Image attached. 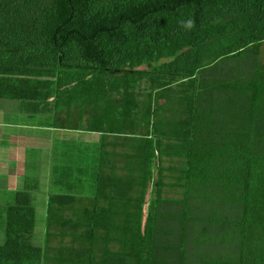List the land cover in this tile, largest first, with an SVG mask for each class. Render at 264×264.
Masks as SVG:
<instances>
[{"label":"trees","instance_id":"16d2710c","mask_svg":"<svg viewBox=\"0 0 264 264\" xmlns=\"http://www.w3.org/2000/svg\"><path fill=\"white\" fill-rule=\"evenodd\" d=\"M263 47L264 0H0V99L25 104V125L136 140L135 174L119 182L102 172V140L85 158L81 134L34 147L61 156L44 195L46 243L26 179L0 209V264H190L192 229L201 263L264 264ZM96 183L122 190L87 208ZM181 200L184 233L171 239L162 209Z\"/></svg>","mask_w":264,"mask_h":264},{"label":"rangeland","instance_id":"374dc122","mask_svg":"<svg viewBox=\"0 0 264 264\" xmlns=\"http://www.w3.org/2000/svg\"><path fill=\"white\" fill-rule=\"evenodd\" d=\"M262 60L264 61V47H263V53H262ZM239 65V64H238ZM240 66V65H239ZM173 104V103H172ZM25 104L22 101H6L3 99H0V167H3V163L6 162L5 159H7L8 157L11 156V153L14 151L16 152L17 150H15V146L19 145L18 143H27V141L30 140V138L27 137L29 132V135L34 136L35 138V142H30L29 144H27V148L24 147L23 152L25 153L26 157H25V161L23 163V171L25 172V177L27 179V182L30 183L33 186H36L37 188H35L34 194H35V201H36V207H37V226H36V241L38 243H46L45 239H46V229L48 227V222L45 218L43 209L45 206H43V201H46L44 195H46V193H48L49 190L52 191V189H55V181L51 182L50 189L47 188L48 184H49V177L50 174H52V170H53V166L54 163H59L61 161L59 154L57 153L55 158L53 156V152H41L40 149H35L34 147H41V144H43V142L41 140L44 139V135L45 134H51L49 131H43L41 128L36 127L35 129L33 127H29L28 125H25L27 123H29L28 120V115H26L27 113L25 112ZM71 110H69V112L64 111V115H63V121L64 124L69 126L70 123L74 122V118L71 117V119L66 118L65 116H67L69 113L71 114ZM2 117H4V123H1V119ZM39 118L41 121H44V119H49L47 117H45V115H39ZM59 119V118H57ZM39 120V119H37ZM25 123V124H24ZM28 127V128H26ZM21 128L23 129H27L25 130V133H23V130H21ZM45 132V134H44ZM55 135V141L57 138V133H54ZM78 135V134H77ZM79 137V136H78ZM47 139L49 138V136L46 137ZM77 138V137H76ZM75 138V139H76ZM40 141H39V140ZM45 142V141H44ZM63 139L61 137V139L57 138V148H61L60 145L62 144ZM14 145V146H13ZM96 145H99L98 143H96ZM94 148V144H90L87 147V152L84 154V158L86 156V154L88 153V157H91L93 155V149ZM174 159V158H173ZM175 162H177L175 160ZM178 163V162H177ZM181 166V165H179ZM8 164L6 166H4L5 169H7ZM19 170H21V168L18 165ZM0 175H2L0 177V209L4 208V205H6L9 201V203L11 201H13L14 199V193H11L13 189L11 186H9L8 183H4L3 182V177L7 176V173H5L4 171H2V173L0 172ZM19 180L22 179V175L19 174ZM53 177V176H52ZM51 180V179H50ZM2 182V183H1ZM173 183H175V180L173 181ZM10 190V191H9ZM17 190V189H15ZM167 193L169 198H179V199H184L185 198V189L183 187H170L167 189ZM183 195V197H182ZM39 197V198H38ZM44 197V198H43ZM196 204V203H195ZM199 206H204V203L198 202L197 204ZM167 209H170V213L172 212L173 215L174 214H180L181 217L175 219L173 217V215L171 216L166 215L165 217L167 218V220L165 221V223L163 224V227L161 229H167L168 230V235L169 238L174 239L175 237H178L180 235V233H184V229H183V220L182 218H186V216H184V214L186 213V209H187V203L186 200H181V203H176V204H169V205H165L162 209V211L164 212H168ZM194 209H196V206H194ZM203 211H205L203 209V207L201 208ZM169 213V212H168ZM192 219H190L191 222H194L196 220L195 215L191 216ZM185 220V219H184ZM193 227H191L192 229ZM174 231H173V230ZM190 229V230H191ZM171 231H173L171 233ZM199 232V233H198ZM189 235L187 236V244L188 245V250H190L192 253L196 252L198 254V256L196 255L194 260H192L190 262V264H204L201 263V259L203 258V247L202 245L198 246L199 248H197L196 246V241L198 240V237L200 235V231L196 230V229H192V231L188 232ZM177 234V235H175ZM203 234V233H202ZM205 235V234H204ZM162 238H167L166 234H162ZM58 240L59 238H55L51 244L53 246L58 244ZM70 237H66L65 241H69ZM210 245L213 247L216 246L215 242H210ZM199 249V250H198ZM200 261V262H198Z\"/></svg>","mask_w":264,"mask_h":264},{"label":"crops","instance_id":"0c3cea01","mask_svg":"<svg viewBox=\"0 0 264 264\" xmlns=\"http://www.w3.org/2000/svg\"><path fill=\"white\" fill-rule=\"evenodd\" d=\"M67 116H65V117H67ZM88 116L89 115L87 114L84 123L89 126L90 123L88 121ZM2 122L4 123V117H2V119H1V123ZM26 128H28V127H26ZM33 128L35 129L34 126H33ZM54 129L55 128H53L50 131L51 134L47 135V136H49L48 139L46 138L47 136L44 135V139L41 140L43 143H44V141H45V143H48V145H47L48 149L53 148V146H54L53 141L55 140V135H54L55 132L57 133V138L61 139V137H62L63 141L64 140H75V138L77 137V134H81V137H83L84 140L86 141V147H88L90 144H92L94 142L97 143V142H100L102 140L100 143V146L102 147V151L100 152V154L97 152L98 155H101V159H103L102 162L104 163V165H102V172H106V174H108V176L112 175L115 178V180L118 179L117 182L123 181L126 178L134 176L135 173L132 171V168L130 166H131V163L133 164V158L131 156H132V153L134 152V148H133L132 144H134V141H136V140H134V139L133 140H125L123 135H115V134H110L107 138L103 139L104 135L102 133L94 134L90 131H84L82 133L81 131H78L77 129H72L71 127L70 128L68 127L67 129H65V131L63 133H61V131H59L58 129H55V130ZM21 130H23V133H25V130H27V129L21 128ZM130 132H132L134 134L129 133L128 136L132 137L136 133L138 135L140 134L139 135V137H140V136L145 135V133H147V129L143 128L141 126L138 128V130H136V131L130 130ZM26 133H28L27 137L30 138V140L27 141L26 144L25 143L22 144V142L18 143L19 145L15 146V148H14L17 151L16 152L13 151L11 153V156L8 157L7 159H5L6 162L3 163V167L2 166L0 167L1 173H2V171L7 173V176L3 177V182L5 184L8 183L9 186H11L13 189H23L25 187V184H26L25 172L23 171V163L26 162L25 161L26 155L23 152V149H24V147L27 148V144H29L30 142H35L34 136L29 135V132H27V131H26ZM151 134L152 133L150 132V135H149L150 137H151ZM57 138H56V140H57ZM43 147H44V145H43ZM86 152L87 151L85 150L84 154ZM87 156H88V153L86 154V157ZM175 160L178 162V160L176 158L173 159L170 157H165L164 158V165L167 167L177 165L178 163L175 162ZM7 164H8V167H7V169H5L4 166H6ZM18 165L21 168V170H19ZM97 167H99V166H97ZM19 174L22 175L21 180H19V177H20ZM165 174H169V176H167V179H166L167 182H173L174 179L171 176L172 173L167 171V172H165ZM1 176L2 175H0V177ZM49 179H50V177H49ZM134 179H135V177H134ZM118 187L120 189H118L116 187V189L113 188L114 191L110 190V191L106 192V190L103 186H97V183H96L94 185L95 192L92 194V197H91V198H94V201L92 199H86V201H85L86 206L85 207H87V208L91 207V209H92L94 207V205L96 204L95 198L98 195L100 196L99 201L102 204H108L109 199L107 196L117 197L119 195L118 190H122L121 184H119ZM47 188L50 189L49 184H48ZM168 188H170V187L169 186L165 187L164 196H166V197L168 196V193H167ZM100 189H103V191H101V193L98 194L97 190H100ZM48 195H49V193H48ZM150 195H151V189L149 191V194L147 195V199L150 198ZM182 197H183V195H182ZM176 199H179V198H176ZM43 212L45 213V208L43 209Z\"/></svg>","mask_w":264,"mask_h":264}]
</instances>
